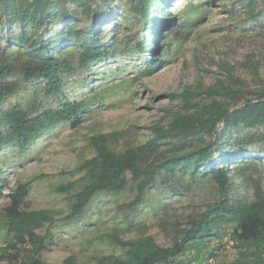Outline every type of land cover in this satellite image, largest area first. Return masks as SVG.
<instances>
[{
	"label": "trees",
	"instance_id": "1",
	"mask_svg": "<svg viewBox=\"0 0 264 264\" xmlns=\"http://www.w3.org/2000/svg\"><path fill=\"white\" fill-rule=\"evenodd\" d=\"M96 1L0 0V36L6 40L0 58V149L16 146L23 151L60 122H70L72 126L82 123L83 114L100 98L91 95L71 101L64 91L67 78L116 53L136 48L143 53L158 51L161 37L167 36L170 26L177 22L174 17L178 13L173 15L166 6V1L175 0H128L132 23H127L124 30L129 33L126 39L115 35L109 40L107 27L99 29L107 17L102 15L101 7L93 6ZM221 1L231 2L226 11L232 16L239 12L243 21L264 22V7L258 0ZM76 14H82V19H71ZM86 20L90 22L85 26L81 22ZM136 22L142 23L140 29ZM168 28L170 31L162 34ZM167 52L165 48L162 54L147 57L140 74H152L159 63L165 62ZM257 55L255 50L249 52L238 63L240 67L222 61L224 73L212 85L200 81L180 94H170L180 96L184 106L173 112L166 125L158 123L152 137L143 144L119 150L113 147L117 132L89 137L95 155L77 166L82 176L56 187L57 192H69L82 181L70 213L62 220L80 217L95 197L121 192L131 184L137 187L135 198L122 203L120 208L125 209V217L132 226L139 224L132 220V215L152 187L166 185L165 192L174 194L193 192L191 180L212 176L218 184L219 197L204 211L191 214L183 227L180 222L171 228L163 222V230L171 235V245H162L151 235L124 239L114 233L109 238L122 246L123 254H102L95 263L86 264H214L206 258L209 252L205 250L213 237L220 236L224 225L231 226L230 239L238 253L232 261L217 264H264V186L259 177H254L259 162L245 155L249 149H264V76L262 59ZM34 80H41V91L46 98L53 97L52 102H59L57 107H50L51 103L37 97L3 107L8 97ZM221 123L223 128L219 130ZM244 129L247 131L243 132ZM196 139L206 144L194 146ZM256 143L260 145L255 146ZM162 145L183 151L161 159ZM3 173L0 165V197L3 186L9 182L2 177ZM250 180L253 198L247 200L237 189L240 182ZM28 192L29 184L23 183L9 195L10 205L5 208L0 225L13 246L0 248V260L8 256L10 260L21 258L15 264H49L41 256L49 231L41 234L37 229L54 224L59 218L52 209L23 207ZM17 243L26 245L23 257L10 249ZM191 250L196 254L185 258ZM61 264L81 263L76 254H70Z\"/></svg>",
	"mask_w": 264,
	"mask_h": 264
},
{
	"label": "rangeland",
	"instance_id": "2",
	"mask_svg": "<svg viewBox=\"0 0 264 264\" xmlns=\"http://www.w3.org/2000/svg\"><path fill=\"white\" fill-rule=\"evenodd\" d=\"M129 3L128 0L94 2L93 6L101 7L102 15L107 17L99 29L107 27L109 40L115 35L126 39L129 30L125 31L124 26L132 23ZM258 3L261 8L264 7V0H258ZM168 5L167 10L173 15L178 13L181 18L178 15L174 17L177 22L170 26L171 31L170 28L163 29L162 34L170 32L161 37L158 51L143 53L136 48L123 51L122 54L116 53L114 57L92 63L88 69L67 78L64 91L71 101L91 95L100 98L83 114L82 123L72 126L70 122H60L23 151H19L16 146L0 149V165L4 171L2 177L9 181L3 186V195L0 197V222L6 214L5 208L10 205V193L18 185L28 183L29 192L24 198L23 207L52 209L59 218L54 224L47 223L37 229L41 234L49 231L45 248L41 252L43 260L49 264H61L70 254H76L81 264L95 263L96 258L102 254L122 255V246L109 238L114 233L124 239L151 235L158 243L169 246L172 239L163 230V222L170 228L179 222L183 227L191 214L204 211L210 202L219 197L218 184L212 176L191 180L193 192L174 194L165 192L168 191L166 185L152 187L132 215V220L139 224L132 226L125 217V209L120 208L122 203L135 198L137 187L131 184L121 192L95 197L80 217L72 221L61 219L70 213L74 194L81 188L82 181H79L76 190L69 192H57L56 187L80 179L83 172L77 166L95 155L89 144L91 135L117 132L113 147L119 150L145 143L154 134V127L158 123L166 125L173 112L184 106L180 96L172 97L170 94H180L187 86L200 81L206 85L214 84L224 73L220 67L222 61L240 67L238 63L253 50L257 51V58L262 59L264 76V22L243 21L239 12L233 16L228 14L226 8L231 2L227 1L175 0L166 1ZM193 5L197 7L193 8ZM82 17V14H76L71 19L80 20ZM89 22L86 20L81 23L86 26ZM135 25L140 29L142 23L136 22ZM0 42L3 45L0 44L1 58L6 40L0 36ZM122 46L125 45L122 43ZM165 48L168 51L165 62L159 63L152 74L141 75L147 57L162 54ZM261 82L264 83V79ZM40 87L41 80L26 82L24 89L8 97L3 107L33 101L36 97L51 103L50 107H57L60 103L52 102L53 97L46 98ZM222 128L223 123L219 130ZM205 139L209 141L210 137L206 136ZM193 143L194 146L206 144L197 139ZM254 145L259 146L260 143ZM160 149L161 159L183 151L171 145H162ZM245 155L259 162L260 167L254 177H259L264 186V149H249ZM216 156L223 164L218 152ZM237 179L241 181L242 177L238 176ZM253 189L250 180L240 182L237 191L242 198L251 200ZM223 227L220 236L213 237L205 250L209 252L206 258L214 264L230 262L238 253L230 239L231 226ZM5 246L13 245L7 239L6 229L0 225V248ZM24 247L26 245L17 243L10 249L23 257ZM195 254L191 250L185 258ZM21 261V258L10 260L5 256L0 264Z\"/></svg>",
	"mask_w": 264,
	"mask_h": 264
},
{
	"label": "water",
	"instance_id": "3",
	"mask_svg": "<svg viewBox=\"0 0 264 264\" xmlns=\"http://www.w3.org/2000/svg\"><path fill=\"white\" fill-rule=\"evenodd\" d=\"M170 5H168V7H169Z\"/></svg>",
	"mask_w": 264,
	"mask_h": 264
}]
</instances>
